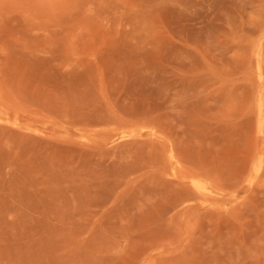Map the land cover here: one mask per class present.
<instances>
[{"label":"rangeland","instance_id":"374dc122","mask_svg":"<svg viewBox=\"0 0 264 264\" xmlns=\"http://www.w3.org/2000/svg\"><path fill=\"white\" fill-rule=\"evenodd\" d=\"M0 264H264V0H0Z\"/></svg>","mask_w":264,"mask_h":264}]
</instances>
